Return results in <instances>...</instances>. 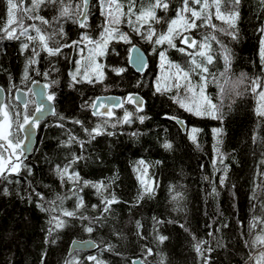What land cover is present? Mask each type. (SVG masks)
<instances>
[{
    "label": "trees",
    "instance_id": "1",
    "mask_svg": "<svg viewBox=\"0 0 264 264\" xmlns=\"http://www.w3.org/2000/svg\"><path fill=\"white\" fill-rule=\"evenodd\" d=\"M116 1L121 8L116 4L113 8L124 13L122 29L128 42L116 32L107 35L105 75L89 83L81 77L73 80L71 72L91 48L81 44L86 40L82 37L97 41L104 35L109 0H91L85 27L79 23L84 0H43L32 11H24L32 8V0H14L18 7L13 19L22 20L31 36H37L32 25L39 27L48 47L60 51L49 55L38 39H9L0 32V85L7 93L5 105L18 143L24 139L18 125L24 115L31 118L36 108L32 83L44 82L54 97L53 114L37 124L33 153L21 160L18 173L0 175V264H132L137 257L145 264H255L264 253V243L257 241L264 237V115L258 114L264 112V99L258 94L264 90V4L261 0H240L238 5L234 0H220L224 19H217L214 0H207V8L202 7L205 0L190 3L200 18L191 17L190 12L183 15L195 19L197 27L185 31L183 20H178L174 28L181 35L173 33L176 46L171 47L154 41L167 34L182 0H165L166 10L155 9L160 22L149 18L155 30L152 41L143 35L149 25L136 16L155 0H131V16L127 15L130 0ZM65 7L69 14L61 16ZM235 12L238 18L229 27L227 21ZM205 17H210L207 23ZM7 19L6 0H0V28ZM134 27L140 28L139 34ZM185 33L194 34L197 47L183 46ZM199 43L208 47L201 49ZM217 43L219 49L228 50L227 71L224 59L218 61ZM133 44L142 46L150 57L145 74L129 65ZM200 51L212 55L213 62L207 64ZM193 58L206 65L208 73L191 71ZM176 65L189 72L187 80L182 74L177 79ZM225 75L234 83L236 76H243L246 84L231 101L218 106L216 81ZM187 85H197L204 102L207 97L217 106L214 111L208 108L213 115H195L181 107ZM20 88L29 96L25 107L15 97ZM132 92L144 96L142 111L126 104L113 117L93 115L91 104L97 96ZM204 102L200 101L207 108ZM126 112L131 113V122H124ZM173 117L184 119L188 131L183 133ZM97 125L102 133L93 138L89 133ZM165 143L171 148H165ZM58 166L68 168L63 179ZM74 175L78 178L70 179ZM92 185L101 186L100 190ZM57 220L64 226L56 228ZM87 227L93 230L88 232ZM75 238L93 239L99 247L69 256V244Z\"/></svg>",
    "mask_w": 264,
    "mask_h": 264
},
{
    "label": "snow or ice",
    "instance_id": "2",
    "mask_svg": "<svg viewBox=\"0 0 264 264\" xmlns=\"http://www.w3.org/2000/svg\"><path fill=\"white\" fill-rule=\"evenodd\" d=\"M21 2H22V0H21ZM101 2L103 3V0H101ZM239 2H240V0H234V4H236V5H238ZM40 3H43V0H32V8L31 9H25L24 11H32L35 8H37ZM190 3L193 4V5H198V4L201 3V0H182V7H181V9H179L177 11V19L171 20V22L168 24L167 34H163L162 33L155 39L154 43L156 45H160V44H163V43L167 42V44L169 46H171V47H175L176 46L173 43V33H175V35H181L180 31L178 29L174 28V26H176L178 24V20H183V27H184L185 31H187L190 28L197 27V25L195 23V19H191V20L185 19L184 15H183L184 13H189L190 12L191 13V17L196 18V19L200 18V13H198L197 11H195L194 9L189 7ZM261 3L264 4V0H261ZM6 4H7V17H8V19H7L6 25L3 28H0V32H2L4 35H6V37L9 38V39H19L20 36L26 37L28 41H33V40H37L38 39L40 41V43H41L42 49L46 50L49 55H56V54L59 53V51H60L59 48L53 49V48H49L48 47L47 39L45 38V36L43 34H41V29L39 27H36L35 25H32V28H34L35 32L37 33V36H31V35L28 34L29 33V29L23 25L22 20L17 22V21H15L13 19L14 9H17V7H18L17 3L14 2V0H6ZM214 4H215V7H216V12H217L216 18L217 19H224V17L220 14V0H214ZM115 6H116L117 9L121 8V5H119V4H116ZM110 7H111V4H110ZM202 7L203 8H207L208 7L207 0H205V3L202 5ZM84 8H85V11L80 13V15L85 17L84 20H80L79 21L81 27H85V21H86V18H87V11H86V9H87V0H84ZM156 8H163V9L166 10L168 8V4L165 2V0H155V3L151 6V8H149L147 10H142L140 15L136 16V20L137 21L143 20L144 24H148L149 25L146 34H143L144 38L146 40H148V41H152L153 40V36L155 35V30L152 28L151 24H149V18L152 19V20H155L156 23L160 22L156 18V14H155V9ZM68 14H69V10H68L67 7H65L60 13L61 16H67ZM133 14H134L133 13V5H132L131 0H130L127 15L131 16ZM121 15H124V13H121ZM238 15H239L238 12H235V13L231 14L229 21H227L229 23V27L233 26L235 19L238 18ZM108 16H109V18H111L113 23H119V20L117 18L112 17L111 10L108 12ZM37 19H40L43 23H47V21L43 20L42 17H37ZM208 19H210V17H205V22L206 23H207ZM14 23L16 24V27H12V25ZM128 23L130 25H132L133 21L131 19H129ZM213 27H215V26L213 25ZM17 29H19V35H17ZM133 30L136 31L138 34L140 33V28L139 27H134ZM113 31L116 32V35H118L120 39H123L126 42H128V38H127V36L125 34H121V33L118 32V30H115V29H113ZM221 31H224V30L221 29ZM261 32L264 33V28H261ZM104 34L111 35V33H109L108 29H105V33ZM228 34L231 35L233 39L236 38L233 33L229 32ZM113 38H115V37H113ZM84 39H88V37L87 36L82 37V40H84ZM212 39L215 40V37L213 36ZM181 40H182V43L187 45L188 48L197 47V41L192 39V37H190V36H181ZM206 40H207V38H206ZM73 43H77V42H73ZM93 43L96 45V47L99 50L98 54L103 55V50H104V47L107 45L108 40L107 39H103L102 41H96V42H93ZM28 47H29V45L27 43L23 44V48L27 49ZM206 47H208L207 43H203V44L199 45V48H201V49H204ZM179 51L185 52L186 49L185 48H180ZM224 51L227 52L228 51L227 48H225ZM37 55H38V53H37ZM198 55L201 56V57H205L206 56L207 64H211L213 62V56L212 55H206L205 51H200L198 53ZM160 56L163 59L164 53L161 52ZM261 58H262V60H264V40L261 41ZM224 61H225V71H227L228 66H229V58H228L227 55L224 56ZM29 63H35V61H30ZM192 64L194 65V68H192L191 71H195L196 69H200L201 73H208V71H209V69H208V67L206 65H201V64L197 63L195 58H193ZM98 67H99V65H97V68ZM175 67L177 69V79H179L181 74H182L183 78L185 80H187L188 77H189V72L184 71L182 68H180L179 65H176ZM78 74H79V69L77 70V74L73 75V80H76V75H78ZM201 79L204 80L205 82L207 80V78L205 76H203V75L201 76ZM88 82L89 83H94L95 81L93 79L89 78ZM242 82H243L242 80H239V81H236L235 83H236V85H239ZM175 86L177 88H179L181 85L179 84V82H177ZM223 90L224 89L222 88L221 91H223ZM156 91L160 92L161 89L159 87H157ZM200 91H201V93H203V86H201ZM252 91L255 92L256 88L254 87L252 89ZM258 94H259V96L262 99H264V90L260 91ZM53 98H54L53 95H48L47 96L48 100H52ZM127 99L130 102L133 101V100H136V101L142 103V101H139L138 97L129 96ZM205 100H206V103H207V108H205L204 111H200L198 109L195 112V115H205V114L213 115V111L216 110L217 106L215 104H213L212 101L210 99H208L207 97H205ZM177 102L179 103V101H177ZM91 107L94 109V112H93L94 115H102L103 114V113H100L99 111H96V109L98 108V105L95 102H93L91 104ZM181 107H185V105L183 103H181ZM42 108H43V106L41 105V106L37 107L36 111H41ZM208 108H211L213 111H208ZM186 110L189 111V112L193 111L192 108H187ZM0 113H2L5 118L8 116L7 111H5L3 107H0ZM258 114L259 115H264V112H258ZM107 115L111 116L112 113L109 111L107 113ZM130 115H131V113H127V112L125 113L124 122H131L129 120ZM16 119H17V121L20 119L19 114H17ZM140 119L143 120V117H141ZM173 119H175V118L173 117ZM36 123H38V121L35 118H32L31 119V124L34 125ZM76 123H80V122L76 121ZM25 125H30V117L28 115H24L23 116V123L19 124L18 127L20 129H24ZM7 127L9 129H11L12 128V124L9 123ZM3 128H4L3 122L0 121V141H6L7 142V144L0 143V148H2L5 151L9 152V156H8L7 162H5L3 160V153H0V175H3L5 173L6 169L8 171L18 173L20 171V168L17 166L18 165V161H19V157L15 156V152L14 151H9V150L13 149V148L21 149V145L20 144L13 145V143H12V141L10 139V136L8 134H5ZM193 131H196V130L193 129ZM214 131H217V130H214ZM101 133H102L101 126L97 125L95 128L92 129V131L89 133V135L90 136H93V134L100 135ZM93 138H94V136H93ZM192 138L195 139V137H192ZM69 142H71V138H70ZM164 147L165 148H171V144L165 143ZM13 157H15V159H13ZM57 172L61 176V179H63V177L68 174V168L65 167L63 169H60L59 166H58ZM77 178L78 177L75 176V175L70 177V179H77ZM223 182H224L223 179H221L220 183H223ZM84 183L87 184L88 182L85 181ZM92 186L96 187L98 191L100 190V187H101V186H98V185H92ZM146 191H151V190L150 189H146ZM113 202H115L114 199L106 201L105 203L106 204H111ZM82 203L83 202L81 201V204L78 205V207L82 206ZM105 211H107V207H105ZM64 215L67 216V217H72V216H75V213L74 212H64ZM63 226H64L63 221H59V220L56 221V228H61ZM92 230L93 229L91 227H87L86 228V231H88V232H91ZM50 234H51V230H50ZM159 239L161 241H163L165 239V237L161 236ZM257 241H259L260 243H264V237H257ZM196 250H197V252H200L199 245H197V249ZM201 255H202V253H201ZM88 259L95 261V257H89ZM255 264H264V253H260L259 254V256L256 258Z\"/></svg>",
    "mask_w": 264,
    "mask_h": 264
},
{
    "label": "water",
    "instance_id": "3",
    "mask_svg": "<svg viewBox=\"0 0 264 264\" xmlns=\"http://www.w3.org/2000/svg\"><path fill=\"white\" fill-rule=\"evenodd\" d=\"M91 0H87V18L88 19V12L90 9ZM85 11V8L83 7V12ZM85 17L80 15L79 21L84 20ZM184 36H190L192 39L196 40V37L192 33H187ZM183 44V43H182ZM185 47L187 45L183 44ZM129 65L130 67L137 73L145 74L148 71L149 65H150V57L148 56L145 49L140 46L139 44H133L130 47L129 51ZM32 93L35 97V102L38 106H43L41 111H36L32 118H35L38 123L49 118L54 111V103L52 100H48V87L47 85L42 81H34L31 85ZM15 96L17 99V102L25 106L28 102V93L26 90L20 88L15 91ZM129 96L138 97L139 101L136 100L129 101L127 98ZM6 102V91L2 85H0V107H3ZM98 108L96 111H99L100 113H103L102 115H95V116H106V117H113L115 115V110L121 109L126 104H130L134 106L138 111H142L145 108L146 100L142 94L139 92H132L126 96H122L120 94L116 93H107V94H101L96 97L94 101ZM111 112L112 115H107L108 112ZM94 112V109L92 108V113ZM94 115V114H93ZM31 118V119H32ZM30 119V125H25L23 129L24 139L21 145L22 150V158L27 159L34 151V147L37 142V127L36 124L32 125ZM176 123L179 125V127L182 129V132H187V124L184 119L182 118H175L174 119ZM0 143H5V141H0ZM6 170L5 172H7ZM98 244L93 239H78L75 238L71 240L69 244V251L68 255L71 256L75 252H94L98 248ZM132 264H145L143 259L141 257L134 258L132 260Z\"/></svg>",
    "mask_w": 264,
    "mask_h": 264
},
{
    "label": "rangeland",
    "instance_id": "4",
    "mask_svg": "<svg viewBox=\"0 0 264 264\" xmlns=\"http://www.w3.org/2000/svg\"><path fill=\"white\" fill-rule=\"evenodd\" d=\"M116 3H117L116 0H109V6H107V8H106L107 14H106V21L104 22V30H103L104 33H105V29H108L109 33H114L113 29H115V30H118V32H122L123 34H125L123 32V29H122L123 28L122 27V23H123L122 16L118 10L113 8V5H115ZM110 4H111V7H110ZM110 10L112 12V17L117 18L119 20V23H113L111 18H109L108 12ZM185 34H183V36ZM221 34H224V33L222 32ZM103 39H107L108 43L110 41V38L107 36V34H104L100 38H97V41H102ZM123 41H125V40H123ZM196 41H197V39H196ZM108 43L104 47L103 55L98 54L99 50L95 44L86 45L87 47H91L90 50L88 51L89 54L88 55L82 54L79 57L75 66L72 69V72H71L72 76L74 74H77V70L79 69V74L76 75V78L81 77L83 80H88L89 78L90 79H94V78L101 79L102 77H104V75H105V56L108 53ZM81 44H83V42ZM216 46H217L218 52L221 54V58L218 61H222L221 59H224V56L227 54L225 53L224 49L223 50L219 49L218 43ZM189 49H191V48H189ZM83 50H84L83 48H80L79 53H82ZM97 65H99L98 68H97ZM214 66H216V65H214ZM236 79H237L236 81L242 80L243 82L240 83L239 85H236V83H234L228 75H225L223 78L219 77L217 79L216 83H217V98H218V104L217 105L218 106L221 105L222 102H226V100L231 101L230 99H232L234 93H235V95L240 93L242 91V89L245 87L246 79L243 76H236ZM222 88L224 89L223 91H221ZM8 94L13 95V92L11 90H9ZM6 95H7V93H6ZM48 95H51V94H48ZM200 101L204 102V99L200 97V92H199V88L197 87V85H187L185 87L184 97H183V104L185 105V107L186 108H192L193 111H191V113H194V114L198 109L200 111H203L205 109V107L203 108ZM204 105H206V101L204 102ZM4 106H5L4 110L7 111L6 105H4ZM10 120L11 119L8 118L3 123V125H4L3 130H4L5 134H8L10 136V139H11L13 145H16V144L22 145V142L18 143L16 141V137L13 136L12 128L9 131V128L7 127L8 124L11 123ZM188 128H189V126L187 124V131H188ZM9 151H14L15 156L19 157V161H18V165H17L19 167L21 160H22V150L13 148V149H10ZM0 153H3V160L5 162H7L9 152L0 148ZM13 159H15V157H13Z\"/></svg>",
    "mask_w": 264,
    "mask_h": 264
},
{
    "label": "flooded vegetation",
    "instance_id": "5",
    "mask_svg": "<svg viewBox=\"0 0 264 264\" xmlns=\"http://www.w3.org/2000/svg\"><path fill=\"white\" fill-rule=\"evenodd\" d=\"M15 97H16V96H15ZM16 100H17V99H16ZM34 100H35V98H34ZM28 102H29V96H28ZM28 102H27V103H28ZM35 103H36V102H35ZM25 106H26V105H25ZM25 106H24V107H25ZM4 107H5V106H3V108H4ZM37 107H39V106L36 104L35 112H36ZM35 112H34V113H35ZM7 113H8V116H7L6 118L3 116L2 113H0V121H2L3 123L6 121V119L10 118V115H9V112H8V111H7ZM33 115H34V114H33ZM32 117H33V116H32ZM32 117H31V118H32ZM10 122H11V120H10ZM37 124H38V123H36V127H37ZM10 130H11V129H9V131H10ZM9 133H10V132H9ZM22 142H23V141H22ZM4 144H7V142L5 141ZM5 173H6V172H5ZM5 173H4V174H5Z\"/></svg>",
    "mask_w": 264,
    "mask_h": 264
},
{
    "label": "built area",
    "instance_id": "6",
    "mask_svg": "<svg viewBox=\"0 0 264 264\" xmlns=\"http://www.w3.org/2000/svg\"><path fill=\"white\" fill-rule=\"evenodd\" d=\"M93 42H95V40H93L92 38L86 39L83 43L84 44H92Z\"/></svg>",
    "mask_w": 264,
    "mask_h": 264
},
{
    "label": "bare ground",
    "instance_id": "7",
    "mask_svg": "<svg viewBox=\"0 0 264 264\" xmlns=\"http://www.w3.org/2000/svg\"><path fill=\"white\" fill-rule=\"evenodd\" d=\"M259 194V193H258Z\"/></svg>",
    "mask_w": 264,
    "mask_h": 264
}]
</instances>
